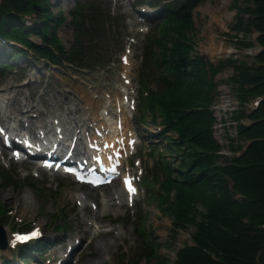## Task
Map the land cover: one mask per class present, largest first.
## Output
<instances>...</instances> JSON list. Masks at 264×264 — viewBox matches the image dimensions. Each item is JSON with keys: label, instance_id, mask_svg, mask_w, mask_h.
I'll use <instances>...</instances> for the list:
<instances>
[{"label": "rangeland", "instance_id": "1", "mask_svg": "<svg viewBox=\"0 0 264 264\" xmlns=\"http://www.w3.org/2000/svg\"><path fill=\"white\" fill-rule=\"evenodd\" d=\"M77 1L99 2L105 12L119 17L115 28L108 29L109 34L102 35L105 39L102 38L98 44L88 40L91 45L90 50L101 49V61L110 62L109 68L96 72L77 71L66 66L58 67L44 61H36L32 56H17L9 71L0 77V115H10L11 119L8 123L13 122L12 119L16 117L23 119L27 126L31 122L32 126L40 124L46 126V123H52L55 116L61 115L64 117L61 119L68 124L66 127L71 129L70 125L76 121L82 124L86 120L87 123H90L88 118L92 116V112L98 115L102 114L103 109L114 110L117 101L115 98L119 96L122 100L126 90L135 94L137 104H140L141 96L138 94V98L137 95V88L140 86L137 82V72L144 43L154 32L152 30L154 25L142 19L144 16L139 14V8L134 0H51L53 11L55 13L63 11L67 17V24L59 30L60 39L66 48L79 42L76 39L78 38L77 32L70 14ZM255 6L254 0H202L201 4L193 10L194 29L191 38L194 41V54H204L207 60L214 65L226 59H233L236 61L235 65H254L257 62L254 56L259 50L256 39L260 33L253 29L252 33L248 34L236 27H238V18L240 19L241 15H243L242 24L245 25L248 22L251 16L247 9L250 8L251 11ZM33 24L34 17L26 19L25 25L31 27ZM140 25H143L146 31L140 32L138 29ZM102 31L104 32L105 29ZM32 38L38 40L34 34H32ZM251 41L253 42L252 46L246 43ZM129 46L132 49V53H130L132 65L129 67L131 81L129 85H126L122 78L124 65L121 62V55L128 53ZM12 50L15 54V51L20 48L8 42H0V54H10ZM234 66L229 64L214 77L217 87L226 89V105L215 115L212 125L213 135L218 141V163L222 165L237 156V152L244 153L249 145V141L240 138L238 133L240 122L246 124L247 120L243 118L240 121L236 117L241 105L236 93L237 84L232 80V77L237 74ZM122 86H125L126 89L124 90ZM18 91H21L20 94ZM215 94L212 103L215 101ZM253 103L254 95L245 104L247 113L250 112L249 109ZM30 104L35 106L25 116L26 108ZM234 106L235 108H233ZM69 108H78L79 112L70 114ZM123 110L125 113L121 111L117 114L126 118L129 128L136 132L138 140L136 154L131 160V164L139 173L135 161L137 158L141 159L142 180L145 176L152 177L154 173L156 178L158 176L154 185L150 184L145 187L141 183L140 193L136 197L134 205L125 201L126 204L122 207L114 204L108 211H103V196L115 194L118 189L122 188L120 184L99 191H90L67 175L52 176L39 169L32 172L30 169L34 165L7 158L10 155L7 150H4L7 157L0 156V168L9 171L12 176V181H0V206L6 207L8 210L11 209L7 216H0V222L5 231L7 227L28 230L37 225L46 230L44 241H47L48 244L43 251L44 254H41V258H28L27 264H52L58 259L65 245L74 239L82 241L80 251H83L80 254L79 251L74 253L71 257L72 260L70 258L69 262L65 264H133L132 261L139 260V246L143 240L137 231L141 218L147 230L150 229L149 227L155 230L154 236L161 244L157 255L168 256L169 261H166V264H174L177 252L185 247L184 245L193 244L192 235L196 230L195 225L189 224L186 228L177 226L174 234L171 230L175 228L174 217L171 213L160 210L157 198L159 193H162L163 176L159 174L162 161L167 160L173 166H176L180 161V156L174 157L173 152L166 149V144L169 143L166 137L170 135L177 137V133L170 132L164 137L163 127L151 121V112H147L145 122L147 125H143L136 124L134 121L133 115L136 114L137 109L124 107ZM22 111L23 114H21ZM212 112L214 113L213 110ZM36 115L37 117H34L32 121H28V116ZM113 117H115L114 114ZM113 117L111 118L112 124L115 122ZM229 137L233 139H229ZM232 141H234L236 149L233 148ZM0 143L2 144L1 138ZM151 149L154 150L155 156L149 152ZM156 157H158V161H155ZM81 192H84L85 196H89L88 207H80L76 196ZM236 197L240 198L239 193ZM92 202L97 204V208L92 207ZM198 206L199 211H205L202 205ZM82 209L86 211L84 212ZM54 215L59 218L56 223ZM131 215L132 219L129 220ZM133 215L135 216L133 217ZM85 219L92 222L96 219L99 224L94 223V225L87 226L83 223ZM24 224L28 226H24ZM133 224L136 225L135 231ZM99 225L102 226L99 230L103 232L109 230L110 232L109 236H106L110 247L105 252L94 239L90 240L94 234L93 231ZM63 226L68 230L57 232L58 228ZM173 235H175V239L171 240ZM146 238H149V235ZM165 241H168L170 245L168 246ZM123 248L126 255L121 254L124 251H122ZM18 252V249H12L9 246L8 249L0 251V261L2 264H18V256L22 255ZM77 255L78 258L81 256L78 261ZM155 261L151 258L148 261L141 258L139 264H154Z\"/></svg>", "mask_w": 264, "mask_h": 264}, {"label": "trees", "instance_id": "2", "mask_svg": "<svg viewBox=\"0 0 264 264\" xmlns=\"http://www.w3.org/2000/svg\"><path fill=\"white\" fill-rule=\"evenodd\" d=\"M148 1L159 6L163 0ZM201 1L173 0L155 18L158 22L139 71L142 100L135 118L146 122L147 112H151V120L156 122L158 113L166 125L164 137L177 133V137H166L169 143L165 146L174 157L180 156V161L176 166L162 161L163 192L157 198L160 210L174 217L173 233L177 226L186 228L189 224L196 230L193 244L177 252L174 264H264V99L256 109L249 113L245 110L253 95H264V49L255 55L259 64L254 65H235L233 59L214 65L204 54L195 55L191 38L193 10ZM254 1L256 6L251 11L247 9L251 16L248 22L243 25L241 15L236 28L248 34L255 29L260 33L256 40L264 47V0ZM70 14L79 42L66 48L59 30L67 24V17L63 11H53L51 0H0V35L25 47L15 54L14 50L0 54V77L19 55L81 70L107 65L101 61V49L90 50V42L98 44L105 39L102 30L116 19L96 1H77ZM31 17L34 24L28 27L25 21ZM246 43L253 45L252 41ZM229 64L237 70L232 77L241 105L236 117L240 121L248 118L252 123L240 122L238 127L239 137L249 141L245 152L222 165L218 163V143L212 132L215 117L210 105L217 88L214 77ZM232 146L236 149L234 141ZM0 181H12L10 172L0 168ZM238 193L240 198L236 197ZM198 205L205 211H199ZM7 211L0 206V216ZM53 218L55 223L59 221L57 215ZM149 228L141 218L137 228L143 237L139 260L151 258L156 260L154 264H166L169 258L157 255L161 244L154 236L155 230ZM62 230L67 229L58 228V232ZM174 239L175 235L171 240ZM47 244L44 240L38 242L39 250L31 249V245L21 247L26 254L21 256H28L29 249L40 253ZM139 260L132 263L139 264Z\"/></svg>", "mask_w": 264, "mask_h": 264}, {"label": "bare ground", "instance_id": "3", "mask_svg": "<svg viewBox=\"0 0 264 264\" xmlns=\"http://www.w3.org/2000/svg\"><path fill=\"white\" fill-rule=\"evenodd\" d=\"M251 53V52H250ZM125 73H129L128 69H126V72ZM220 77V76H219ZM28 83V82H27ZM217 91H216V94H215V101L212 103L211 105V109L214 111V116L217 115V113L220 111V110H223L224 109V106L226 105V100H225V95H226V89L223 88V87H217ZM21 91H18V94H20ZM232 95V94H231ZM227 97V96H226ZM121 99V98H120ZM120 101V100H119ZM121 102H119L120 104ZM237 103V102H236ZM233 105V104H232ZM35 105L34 104H30L27 108H26V112H25V116L28 115L27 112H29ZM120 107H122V105H120ZM235 108V106L233 107ZM51 111V110H50ZM233 111V110H232ZM235 111V110H234ZM78 113L79 112V109L78 108H69V113L72 114V113ZM216 112V113H215ZM24 112L22 111L21 114H23ZM38 113H41V112H38ZM92 115L93 117L91 119H89L90 122L94 123V124H98L99 126H104L105 128H109L106 123V121L104 120V117L102 118L101 116H98L95 112H92ZM219 116V115H218ZM34 117H37L36 116H28L27 119L28 121H32L34 119ZM216 117V116H215ZM223 117V116H222ZM221 117V118H222ZM11 119V116L10 115H7L5 114V118H4V122L5 124L8 123V121ZM122 124L125 126V131L122 133V136H125L128 131H129V124L127 122V120L125 119V117H122ZM124 119V120H123ZM14 122H17L19 124H25L23 122V119H19V118H14L12 119ZM124 121V122H123ZM217 121V120H216ZM220 121V120H219ZM224 121V120H223ZM62 125L61 127L63 128L64 130V134H66L68 132V129L66 128V125L64 123V121L62 120ZM32 123V122H31ZM219 123V122H218ZM80 123L78 121H76V125H79ZM231 125V124H230ZM27 126V125H26ZM39 127H45V125H38ZM227 126V125H226ZM225 126V127H226ZM233 126V125H232ZM84 127L83 130L84 132L86 133V131L90 130V128H88L87 124L85 123L84 124ZM216 127V126H215ZM234 128V127H233ZM215 129V128H214ZM27 130L31 132V124L29 126H27ZM229 130V129H228ZM84 133V134H85ZM83 134V133H82ZM238 135V134H237ZM79 136H81V133L79 134ZM114 136V135H113ZM230 136V135H229ZM237 137V136H236ZM92 138L93 140H97L98 137L96 135L92 136L90 139L92 142ZM117 138L119 140L120 137H112V139L110 140V142L114 141V139ZM230 139V137H229ZM232 139V138H231ZM221 140V139H220ZM224 140V139H223ZM82 142V141H81ZM117 146V145H116ZM231 147V146H230ZM130 149V147L126 144V150H125V154L128 153V150ZM232 154V153H231ZM123 156H125L123 154ZM222 156V155H221ZM224 156V155H223ZM221 161V160H220ZM77 199L79 201H81L82 203V208H85L88 203H87V200L85 198V196L83 194H80L77 196ZM125 201H127V198H126V193L124 191V188H121V189H118V191H116L115 194L113 195H109V196H105L104 199H103V210L104 211H108L109 209H111L113 207V205H118L120 207H122L124 204H125ZM115 202V203H114ZM83 223L87 226H90V225H94V223H98V221L96 219L92 221H89L87 219H85L83 221ZM99 224V223H98ZM102 226L99 225L96 227V229L93 231V235H92V239H94L97 244L99 245V247H102L103 248V252L106 251V249H108L110 246H109V243L107 242V238L106 236L110 233L109 231L108 232H103L102 230H99ZM6 233H8L9 237H8V240L11 242H13L14 238H15V235H13V231H11L10 227H7L6 229ZM119 233V232H118ZM109 236V235H108ZM107 236V237H108ZM64 242V241H63ZM81 241L79 240H70L69 243H67V245H65V248L63 249V251H61L60 253V257H61V260L62 262H65V261H69V259L71 257H73L74 253L80 251L81 249ZM110 245H111V242H110ZM1 251V250H0Z\"/></svg>", "mask_w": 264, "mask_h": 264}, {"label": "water", "instance_id": "4", "mask_svg": "<svg viewBox=\"0 0 264 264\" xmlns=\"http://www.w3.org/2000/svg\"><path fill=\"white\" fill-rule=\"evenodd\" d=\"M0 246L2 248L6 247L7 246V240L5 238V232H4V229H3V226L1 225L0 223Z\"/></svg>", "mask_w": 264, "mask_h": 264}, {"label": "snow or ice", "instance_id": "5", "mask_svg": "<svg viewBox=\"0 0 264 264\" xmlns=\"http://www.w3.org/2000/svg\"><path fill=\"white\" fill-rule=\"evenodd\" d=\"M127 183H128L129 191H130V192H135V189L132 187L131 182L129 181V182H127Z\"/></svg>", "mask_w": 264, "mask_h": 264}]
</instances>
